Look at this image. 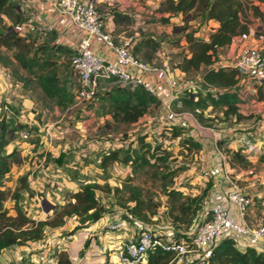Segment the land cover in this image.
<instances>
[{
  "label": "crops",
  "instance_id": "crops-1",
  "mask_svg": "<svg viewBox=\"0 0 264 264\" xmlns=\"http://www.w3.org/2000/svg\"><path fill=\"white\" fill-rule=\"evenodd\" d=\"M51 1L10 0L11 3L17 5L27 21H33L35 25L43 27H53L56 44L71 48L75 43L74 40L80 34L75 33L65 17L54 11ZM160 1L97 0L103 29L115 39L135 35L138 42L143 38H152L156 42H160L161 45V52L155 54L154 59L150 61L135 56L133 50L134 56L139 61L151 65L154 69L152 73H145L140 77L151 84L159 104L142 121L130 128L141 127L142 129L136 136L148 134V141H160L164 138L163 134L166 135L165 127H182L184 132L181 139L191 138L199 145L198 151L194 154V156L196 155L194 167L186 175L193 178L191 184L205 183L202 186L207 187L208 190L203 201V209L206 204L221 203L223 205L222 195L223 190L226 189V184L223 181L224 171H226L231 174L240 189L252 197L254 206L248 211L247 221L254 226L263 211L259 202L264 198V88L260 89V93L259 91L257 93L250 80L238 77L241 102L237 107V114L240 118L237 119L234 115L226 118L222 113L224 108L212 111L211 107H208L204 114L207 115L206 118L212 119L209 122L210 128L204 127L195 118H192V123L174 105L172 111H175V114L168 112V93L171 85L180 96H184L187 88L194 85L201 87L203 81L200 73L189 76L174 68L179 54L187 53V51L183 40L179 46L172 45L175 40L173 23L166 25L154 23L159 17L156 11ZM119 15L127 16V21ZM250 20L252 21V19ZM5 22L8 27L12 25L9 20L5 19ZM175 22L181 24L180 18L175 19ZM192 25L193 28H196L195 23ZM214 26L213 21L203 25L198 29V36L207 40L208 34ZM2 30L0 27V31ZM249 30H252L250 26ZM261 43L264 49V34L260 39H256V35L254 38L250 37L244 45L253 47ZM95 47V53L99 56L110 54L107 50L105 52L100 50L101 45L98 42L95 43ZM236 49L237 43H231L221 48L216 65L229 66ZM64 75L62 78L66 80L67 89L72 94L74 78L70 73ZM17 76L24 75L14 61H11L8 66H4L0 62V105L4 102L11 104L10 108L16 118L11 116L8 121L20 122L27 128L30 127V136L33 138L30 143L33 146L28 147L29 144L23 142L18 149L14 143H9L7 147L19 151L22 161L24 163L27 161L24 166L29 170L27 180L30 172L35 171L33 164L43 163V169L36 172L41 178L32 183L31 192L36 194L34 197L39 194L47 196L51 204L62 206L66 202L65 197L77 193L81 186L90 183L101 184L100 176L107 172L98 168L99 154L102 151H107L109 148L126 149L127 143L134 140L136 136L129 138L127 142L118 144L116 133L113 131L114 127H106V123H111V120L99 114V102L78 107L70 105L66 108L57 107L53 102L44 98L42 91L37 86L33 89L25 88ZM202 88L204 91L207 90L205 86ZM85 110L89 112L86 114ZM220 116H223L228 125L225 126L214 120L215 117L221 119ZM99 130L102 134L104 133L102 136L104 141L91 139L99 134ZM214 136L219 138L216 145L213 144ZM174 141V144H178L176 140ZM93 145H97L96 150L89 149ZM32 152L34 153L32 154ZM235 153L237 156L233 157ZM37 156L40 158L37 159ZM223 158L226 160L224 166L222 165ZM58 159L61 161L59 162ZM114 166L111 168L115 170L117 176H122L121 174L126 171L122 165L115 163ZM176 188L182 192L185 190L180 187ZM29 200L32 201L34 198L29 197ZM107 206L105 209L113 210V213L106 212L98 223L85 226L71 234L78 223L74 218H70L59 228H48L44 238L35 244H26L3 251L0 255V264L1 261L2 264H17L21 259H27L31 256L32 248H36L38 243L45 244L44 252H48L47 247H57L60 251H65L72 264H115L114 255L119 244L134 239L140 229H162L164 231L172 229L175 231L169 223L160 225L161 222H159V226H157L150 223H139L135 219L131 220L132 224L126 220L120 231H109L105 227L106 222H110L116 214L120 213L116 207L111 208L110 204ZM203 209L201 208V210ZM51 216L50 213L45 214L39 208L35 215L31 214L29 217L35 221H44ZM176 231L181 234V230ZM239 239L243 243L237 244L239 249L252 245L248 239L240 237ZM252 246H255L258 251H263L261 244Z\"/></svg>",
  "mask_w": 264,
  "mask_h": 264
},
{
  "label": "trees",
  "instance_id": "trees-1",
  "mask_svg": "<svg viewBox=\"0 0 264 264\" xmlns=\"http://www.w3.org/2000/svg\"><path fill=\"white\" fill-rule=\"evenodd\" d=\"M263 6V11L260 8ZM159 17L154 21L166 24H177L175 19L180 18L181 24L173 26L175 40L173 46H179L183 40L187 53L181 52L174 63V68L186 75L201 74L203 81L201 88L205 86L206 91L200 89L199 93L191 95L185 90L184 96H179L177 102L181 108L193 113H204L211 107L212 111L223 109V116L228 118L234 115L237 119V107L240 104V87L237 72L231 68L218 64V53L221 48L231 44L233 38L249 31L251 17L264 19V0H161L156 11ZM127 21V16L119 15ZM9 20L13 25L26 21L17 5L10 0H0V24ZM213 21L215 26L211 28L207 40L198 36V29ZM195 23L196 28H193ZM1 27V25H0ZM2 28V27H1ZM3 29V28H2ZM6 28L0 31V49L5 48L13 52V59L23 74L28 78L24 82L34 81L35 85L42 91L44 98L53 102L55 106L66 108L73 102V94L67 89V82L62 76L68 74V67L65 73H59L56 59L59 56L71 57L72 50L67 46L58 44H42L35 46L28 39L18 38L16 34ZM161 51L160 42L154 39H141L134 48V54L146 61L154 59L155 54ZM4 54L0 51V62L7 66ZM112 84L109 87L100 89L97 93L99 101V114L108 117L111 123H106L107 128H129L138 124L159 104L155 95L147 92L143 87H121L115 84V79L107 81ZM27 88L25 85H23ZM215 88V96L209 91ZM260 93V88H259ZM212 120V119H211ZM33 129V127H31ZM27 130L30 127L11 121L0 122V255L3 251L33 242L44 238L48 228H59L68 219L74 218L78 225L71 234L85 226L98 223L106 214L104 197L98 194L103 187L98 184H85L80 190L68 196L65 204L54 206L53 217L44 221H35L26 216L22 208L17 207L19 200L18 192L21 190L32 192L27 183V176L20 180L18 192L14 194V214L8 215L3 209V203L7 200V193L2 190V180L10 172L11 166L19 164L20 158L17 150L10 154L5 153L6 146L12 142V137L17 132ZM164 138L160 141H148V134H139L134 140L127 143V148H109L99 154V166L106 171L109 166L115 163L124 166L123 180L130 182L137 172L146 167L166 166L170 172L167 177L174 176L178 169L171 171L170 162L172 159L170 146L172 140L186 150L199 148V145L191 138L181 139L184 132L182 127H165ZM180 140V141H178ZM237 156V153L233 157ZM60 158V157H59ZM60 162L61 159H58ZM109 188V189H106ZM108 194L118 191V187L105 185ZM208 190L207 187L205 189ZM105 191V190H104ZM167 198V217L173 229L181 230L178 238H185L187 232L195 224L199 223V213L203 203L202 196L193 199L186 196L184 192L176 187L165 191ZM74 200V203L71 202ZM131 201L134 205L127 207L123 219L127 221L140 219L144 222L145 216L142 212V201L139 200V193L132 194ZM108 207V206H107ZM183 233V234H182ZM173 254L162 251L150 253L146 264H169ZM54 264H72L69 255L65 251L56 250L52 255ZM17 264H35L29 258L20 260ZM202 264V263H192ZM205 264H264V253L252 247L241 250L233 238L222 239L212 248L210 257Z\"/></svg>",
  "mask_w": 264,
  "mask_h": 264
},
{
  "label": "built area",
  "instance_id": "built-area-1",
  "mask_svg": "<svg viewBox=\"0 0 264 264\" xmlns=\"http://www.w3.org/2000/svg\"><path fill=\"white\" fill-rule=\"evenodd\" d=\"M54 11L67 19L72 25L75 33L80 36L75 39L74 45L71 47L72 55L69 57V70L74 78L73 87V102L70 106L78 107L94 104L99 102L97 99L98 81H108L115 79V84L121 87H143L147 92L154 95L153 88L150 83H147L140 77V74L152 73L153 67L147 63L139 61L133 54V50L138 43V38L135 35L115 39L111 34L103 29L102 17L97 8V0H52ZM10 31L14 32L18 38L28 39L33 34L53 33V27H43L35 25L33 21H26L20 24L11 25ZM250 37H255L252 30L241 34L238 38H233L231 43H237V49L232 56L231 63L225 68H231L237 72L239 78L250 80L255 92L258 93L259 88H264V49L263 44H257L253 47H246L245 42ZM101 45L100 50H107L110 54L99 56L95 53V43ZM161 52V51H160ZM219 65H215L216 68ZM193 88L200 90L198 86H190L187 90ZM210 93L215 96L216 89L210 88ZM179 93L171 85L168 93L167 111H171L173 105L180 108V103L177 102ZM11 104L4 102L0 105V122L10 120L14 115L11 110ZM86 114L89 112L85 110ZM187 117L194 118L189 112H184ZM185 116V117H186ZM20 123V122H18ZM22 142L30 143L31 136L27 130L16 133ZM218 137L214 136L213 144L216 145ZM175 141L172 140L171 144ZM97 145L90 150H96ZM11 151H9L10 153ZM223 158V166L225 165ZM34 165L35 171L30 172L28 185L31 190L32 183L41 178L39 172L43 169V163L37 162ZM226 189L223 190L221 203H216L210 208L202 209L199 218V223L195 224L187 232L185 238H178L180 232L167 230H145L140 229L139 234L134 239H129L126 242L119 244L115 251V256L118 264H144L147 262L150 253L162 251L173 254L169 264H192V263H207L213 247H215L222 239L225 238H245L252 245L261 244L264 253V198L260 200L259 205L262 208V213L258 217L254 226L247 221L249 209L254 206L252 197L244 193L238 183L231 177L229 172L224 171V181ZM47 197V196H45ZM34 197L38 203V207L45 198ZM74 203V200H71ZM203 211V212H202ZM26 216H30V209H23ZM125 212L116 214L115 217L106 222V228L109 231H120L125 219ZM129 217V215H127ZM220 240V241H219ZM218 241V242H217ZM37 242H33L35 244ZM31 244V243H30ZM44 243H38L36 248L33 247L31 256L28 258L35 264H54L55 260L52 255L57 247H47L48 252H44L46 248ZM249 245L251 247H255ZM248 245L246 247H249ZM244 247V248H246ZM256 249V247H255ZM257 250V249H256ZM6 251V250H5ZM4 251V252H5ZM22 260V259H21ZM20 263V262H19Z\"/></svg>",
  "mask_w": 264,
  "mask_h": 264
},
{
  "label": "rangeland",
  "instance_id": "rangeland-1",
  "mask_svg": "<svg viewBox=\"0 0 264 264\" xmlns=\"http://www.w3.org/2000/svg\"><path fill=\"white\" fill-rule=\"evenodd\" d=\"M260 8L263 11L262 5H260ZM251 19H252V21L250 23V27L252 28V32H253V34L256 35V39H260L261 36L264 34V19L263 18L258 19L255 17H251ZM0 25L3 28L2 31H4L8 27L5 21H2ZM173 25H176V24H173ZM179 25L180 24L178 23L177 27ZM257 28H259V29H257ZM54 39H55V37H54L53 33H44L41 35L33 34V35L28 37L27 41H32L35 46L39 47L42 44L54 45L55 44ZM0 51H1V53L4 54V57H5L4 61H6L8 63V65H10L11 61H14L13 52H11V51L9 52L5 48H1ZM56 64H57V68L59 69V73L62 72L64 74L65 69L67 67H68L67 71H68V73H70L69 58L68 57L59 56L56 59ZM23 75L24 76H17L20 79V81H22V82L28 79L25 74H23ZM141 75L142 74H140V76ZM142 77H144V76H142ZM74 84H75V82H74ZM23 85H25L28 89H31V88L33 89L36 87L34 81L24 82ZM70 85H71V83H70ZM110 85H112V84L108 83L107 81L99 80L98 81V90H100L101 87L106 88V87H109ZM200 89H203V88L200 87ZM189 93L191 95L196 96V94H198L199 91H197L193 88V92L190 89ZM173 109L174 108L171 106V111ZM178 109H180V111L183 113L189 112L188 110H184L181 107ZM189 113H191L193 115V117L196 119V121L199 122L201 125H203L204 127L210 128L209 122L211 119L206 118L207 115H205L204 113H202V114L193 113L191 111ZM220 118L221 119H218L217 117H215L214 120H217L218 123H222L225 126L228 125L227 121L223 118V116L222 117L220 116ZM186 119H189L193 123V120L191 117L186 116ZM218 123H216V124L218 125ZM141 129H142L141 127L134 128V129H131L130 127L127 129L121 127V128H114L113 131H114V133H116L117 143L120 144L122 142L129 141V138L136 136ZM98 133L99 134H96L91 139L102 141L103 140L102 136H104L103 135L104 133L102 134V132H100V130ZM29 134H30V132H29ZM31 139H33V138H31ZM107 139H109V138H107ZM11 143H14V145H17L16 147L18 149L22 146L21 144L23 142L19 136H17V137L13 136ZM7 146L5 148V153L10 154L13 151V148L7 147ZM170 149L172 151L171 152L172 159H171V162L169 164L171 167V171H173L175 168L178 169L177 173L172 177H167L170 170L166 166H158V167H154V168L146 167L145 169L137 172L136 175L134 176V178L130 182L125 183V181L123 180L124 172L121 174L122 176H117L115 173V170L114 169L112 170V168H111L115 164L114 165L112 164L111 166H109L106 170L107 171L106 174L100 176L101 177V184H98L100 187H103V189H101V191H99L100 194L99 193L98 194L100 196L104 197V205L107 207V205L110 204L111 208L116 207V209H119L118 210L119 213H124V212H126L125 209L127 207H132L134 205L133 201H131L132 194L133 193L134 194L139 193V200L142 201V203H143L141 214H143L145 216V220H144V222L141 221L140 219H136V220L139 223H142V222L148 223V224L150 223V224H155V225L159 226V222H161L160 225L170 223V220L167 217L168 205H167V198L165 196L166 190L171 189V188H175V187H180V188L185 189L184 193L186 194L187 197L193 199L194 197H201L202 196V200L204 201L205 197H206L205 196V194H206L205 189L206 188H205V186H202V184L205 185V183L202 182L200 184H197V183L191 184V183H193V178H191V176L186 175V173H188V171L194 167V163H195L194 158L196 156V155L194 156V154L198 150L196 148H191L190 150H186L184 147H182L178 144H172L170 146ZM9 151H11V152L9 153ZM33 153L34 152H32V154ZM17 156L20 158V160H19L20 162H18L19 164H17V163L13 164L11 166L10 172L2 180V190L7 193V200L3 203V209L8 212V215L14 214V210L16 209L15 208V200L13 198L14 194L16 192H18L17 190L20 187V180L23 177L27 176V174L29 173L28 172L29 170H27V168L24 167L25 163L27 161L25 163L22 161V156H21L19 151L17 152ZM39 158L40 157L37 156V159H39ZM45 162H46V160L44 161V163ZM114 167L117 168L118 166H114ZM107 181H109L108 185H110V186L113 185L115 187H118V191L116 193H113V194L107 193L106 189H109V188L104 189L105 185L107 184ZM27 183H28V181H27ZM191 193H195V194L190 195ZM18 195H19V200H18V204L16 206L19 208H22V209L23 208L30 209V216H31V214L35 215L39 209L38 203L36 200L35 201L29 200V197L34 198V196L36 194L33 193V195H31L28 190L27 191L21 190L18 192ZM37 198H41V195L40 194L37 195ZM43 199H45L49 202L47 197H45ZM67 199H68V197L66 196L65 200H67ZM29 205H31V206H29ZM202 205H203V203H202ZM213 205L214 204H206L205 206L208 209ZM201 208H202V206H201ZM53 211L54 210H52L50 212V214L52 215L51 217H53ZM107 212L113 213V210H107ZM200 213L198 214L199 216H200ZM130 222L132 224V221H130ZM235 241L237 242L238 245L243 244V243H241L239 238H236ZM243 248H240V249L242 250ZM114 259H115V264H118L115 255H114ZM146 263L147 262H144V264H146ZM1 264H2V261H1Z\"/></svg>",
  "mask_w": 264,
  "mask_h": 264
},
{
  "label": "water",
  "instance_id": "water-1",
  "mask_svg": "<svg viewBox=\"0 0 264 264\" xmlns=\"http://www.w3.org/2000/svg\"><path fill=\"white\" fill-rule=\"evenodd\" d=\"M205 89V88H204ZM41 209L45 214L50 213V211H52V209L54 208V205L51 204L50 202H48L47 200L43 199L41 204Z\"/></svg>",
  "mask_w": 264,
  "mask_h": 264
}]
</instances>
